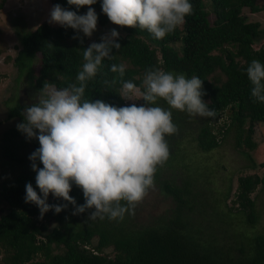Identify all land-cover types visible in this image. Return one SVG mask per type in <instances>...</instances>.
Wrapping results in <instances>:
<instances>
[{
    "label": "trees",
    "instance_id": "obj_1",
    "mask_svg": "<svg viewBox=\"0 0 264 264\" xmlns=\"http://www.w3.org/2000/svg\"><path fill=\"white\" fill-rule=\"evenodd\" d=\"M255 1L189 0L193 6L192 14L185 17L180 29L177 27L163 39L154 38L139 26L121 27L125 33L117 41L121 49H113L115 59L102 62L97 76L87 82L84 98L102 100L119 108L125 106L120 96L122 83L131 81L142 89L148 69L183 73L189 79L197 76L203 80L202 91L206 93L202 100L207 102L210 110L216 111L211 121L228 111L229 128L233 129L237 146L243 144L252 149V128L254 124L264 123V103L251 96L252 85L246 68L253 59L264 64V46L253 49L254 43L264 36V30L257 22H246L241 10L264 14V5L258 6ZM101 3L97 0L91 6L97 13L98 26L111 23L102 12ZM57 4L77 15L87 12L85 7L69 5L68 0H54L53 7ZM209 15L213 16L211 22ZM15 33L21 47L15 58L18 77L26 71V77L31 79L38 92L46 82L58 89L77 83L76 75L84 63L83 49L90 45L83 33H79L83 44L73 39L77 35L75 30L61 25L50 28L42 24L33 31ZM36 55L39 57L38 70L34 76L31 66ZM120 63L127 65L122 78L119 73L111 71V65ZM216 71L224 77L223 81L212 76ZM113 79L115 85L110 83ZM144 103L141 99L137 106ZM156 106L169 109L162 99ZM25 107L15 105L10 108L7 119L16 118L18 124L24 122L22 113ZM169 110L178 131L166 134L168 148L177 143L176 138L185 132L186 126L194 131L191 115L186 111ZM203 122L197 128L193 142L200 151L208 152L216 148L218 142L209 123ZM2 139L6 143L16 140L17 145H29L32 153L40 147L37 139L29 140L17 126L4 132ZM5 154L11 157L12 153ZM31 163L28 169H21L25 171L0 186V200L7 206L6 212L0 216L1 264H264V233L245 232L257 223L255 203L250 195L257 186L264 190V178L238 177L234 199L230 205H225L228 189L218 199L210 191L200 198L190 177L173 184L172 178L161 179L156 168L154 183L164 196L169 197L172 207L152 224L139 226L123 224L119 218L113 223L105 217L92 222L87 219L92 209L73 215L72 204L49 193L52 195V201L49 197L47 201L50 205L67 207L59 214L50 210L43 215L45 218L50 216L56 224L48 231L45 225L37 224L35 220L40 214L39 208L34 203L25 202L26 184L31 183L40 194ZM36 163L43 167L39 160ZM260 166L264 167V163ZM69 195L77 205L85 203L82 189L74 183ZM121 204L126 202L121 201ZM94 236L97 242L91 247ZM108 246L114 251L112 258L101 253Z\"/></svg>",
    "mask_w": 264,
    "mask_h": 264
},
{
    "label": "clouds",
    "instance_id": "obj_2",
    "mask_svg": "<svg viewBox=\"0 0 264 264\" xmlns=\"http://www.w3.org/2000/svg\"><path fill=\"white\" fill-rule=\"evenodd\" d=\"M68 3L77 8L87 6L88 10L77 15L57 4L50 12L49 23L75 30L73 39L83 44L79 33L91 37L97 29L98 16L91 7L97 0ZM101 9L112 24L139 26L156 39L173 32L193 12L189 0H102ZM119 36L112 29L101 37L100 43L93 42L83 49L84 63L76 75L77 83L58 89L46 82L35 97L36 102L22 113L24 122L17 125L18 131L40 144L29 156L40 194L31 183L26 184L25 202L34 203L41 218L50 210L59 214L67 207L50 205L47 201L52 193L74 206L73 215L94 209L88 219H123L153 185L156 166L168 159L165 136L178 131L169 109L192 116H216V111L202 100L206 95L202 91L203 80L159 68L146 70L142 89L131 81L122 83L121 98L131 101L133 94H139L145 102L140 106L132 103L117 108L102 100L85 99L87 82L97 76L105 59L116 58L113 49H121ZM125 70L124 63L111 65V71L121 78ZM246 75L252 85L251 96L264 103V64L253 59ZM110 83L115 85L116 80ZM159 99L169 109L156 106ZM37 160L42 168L37 166ZM73 183L83 191V205H77L69 195Z\"/></svg>",
    "mask_w": 264,
    "mask_h": 264
},
{
    "label": "rangeland",
    "instance_id": "obj_3",
    "mask_svg": "<svg viewBox=\"0 0 264 264\" xmlns=\"http://www.w3.org/2000/svg\"><path fill=\"white\" fill-rule=\"evenodd\" d=\"M53 1L0 0V186L2 183L7 184L20 171H25L21 169L29 168V156L32 153L29 145H17L16 140H12L10 143L3 141V133L18 125L16 118L7 119V113L15 105L31 106L36 102L35 97L39 94L33 88L31 79L26 77V71L18 77L19 71L15 67V58L21 47L15 31H33L42 24L50 28L59 27V24L49 23ZM98 1L102 2V0ZM255 3L261 6L264 5V0H256ZM85 8L87 9L86 6ZM241 15L246 22H257L259 28L264 30L263 13L251 14L247 9H242ZM208 19L211 22L213 16L209 15ZM180 27L181 25L178 26L179 29ZM112 29L118 31L120 36L125 34L120 30L121 26L112 23L104 26L97 25L92 36L86 37L88 44L96 40L101 41V37ZM260 46H264V36L254 43L253 49H258ZM175 48H178V45H175ZM38 59L39 57L36 55L31 66L34 76L38 70ZM125 66L127 67L126 64ZM212 76L219 77L220 81L224 80L218 71ZM141 99L139 94H133L131 101L125 99L123 101L125 106L132 103L138 105ZM228 114V111H224L215 121H211L208 117L191 115L190 122L194 131L186 126L185 132L176 138L177 143L169 147L168 159L156 166L161 179L163 177L172 178L173 184H177L180 183V180L190 177L194 184V190L200 198L210 191L218 199L220 194L228 189L229 194L224 204L230 205L234 199L233 194L238 177L256 176L261 179L264 178V167L260 166L264 163V123L254 124L252 128L251 142L254 145L252 149L243 144L237 146L233 129L229 128ZM202 121L209 123V128L212 134L216 135L218 142V146L208 152L200 151L193 142V137ZM243 136L244 134L241 135L240 140ZM8 152L12 153L11 157L5 154ZM251 165L253 166L251 167ZM48 197L52 201V195L49 194ZM250 197L254 200L258 220L254 228L246 229L245 232L247 234L264 233V190L261 189V186H257ZM171 207L169 197L164 196L157 184L154 183L147 189L144 198L137 202L134 208L130 209V212L126 213L121 220L126 225H150L158 217L167 214ZM6 209V204L0 200V216L6 212ZM105 218L113 223V219H109L107 216ZM98 219L100 218L88 220L95 222ZM35 220L37 224L45 225L48 231L56 225L50 216L41 218L39 214ZM96 242L97 237L94 236L91 239V247L95 246ZM87 248L90 249V247ZM101 253L109 258L114 256L111 246L105 247ZM39 259L41 258L39 257ZM2 262L3 254L0 252V264Z\"/></svg>",
    "mask_w": 264,
    "mask_h": 264
}]
</instances>
